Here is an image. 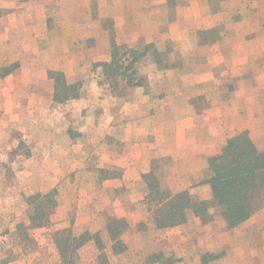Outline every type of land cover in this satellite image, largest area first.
Wrapping results in <instances>:
<instances>
[{
  "label": "rangeland",
  "instance_id": "rangeland-1",
  "mask_svg": "<svg viewBox=\"0 0 264 264\" xmlns=\"http://www.w3.org/2000/svg\"><path fill=\"white\" fill-rule=\"evenodd\" d=\"M91 1L96 8L97 0ZM83 2L84 0L79 1L81 8L84 7L81 4ZM177 3L182 11L180 16L187 21L195 16L188 15V7L197 10L195 30L181 28L187 32L189 39L199 45L219 39L223 21L230 25L242 19L255 23L253 0H242V5L237 0H158L156 11L163 13L157 12L156 15L164 22L172 21L174 15L168 14L165 10ZM77 4L73 0H0V26L5 21L17 17L14 15L16 9L27 10L32 6L45 7L48 18V29L45 32L38 30L14 32L28 37L25 39L29 43L26 46L13 45L17 38H13L11 32H3L0 29L2 43L0 97H2L1 88L10 87L14 75L17 76V71H21L23 67H25L24 72L33 70L36 74V78L34 77L36 83L29 90L25 92V84L21 86L17 94L18 102L17 90L14 88L10 90L14 103L4 100L6 104L2 105L0 102V264H118L117 257L122 254L124 261H120V264H264V195L256 199V203L263 205L254 213L255 221L243 224L251 218L249 217L232 229L226 226L217 209H213L210 216L189 215L190 219L197 217L198 221H186L172 226L173 228H159L154 221L153 212L150 207L148 208L150 204L148 182L155 186L154 190L157 189L156 185L160 190H171L170 185L174 177L167 172L163 164H158L160 158H157L151 170L154 176L147 181L144 174L140 181L148 191L144 203L149 209L151 223L141 221L136 224L134 230L126 217L118 216L123 210V203L118 202L119 198L123 196L125 201L127 194L130 193L118 168L119 160H112L115 168H101L99 171L100 178L114 179L117 182L107 185L103 192L92 189L94 180L93 174L90 173L91 165L89 166L92 155L91 142H89L92 137L91 126L89 127L86 121L80 123L75 116L77 113L82 114L91 124L92 119L88 117L93 116V113L85 109L81 111L78 107L108 106L109 100L115 97L122 103L129 85L136 82L139 84V76L142 78L143 86L148 88L151 86L150 71L180 66L177 58L188 53V46L184 47L185 49L176 48V54L172 52L171 46H168L170 49L166 54L165 51L157 50L154 44L147 47L145 45L130 47L137 59L130 57V60L128 59L124 64V67H127V76H131L129 80L133 79L132 83L127 84L122 75L125 69L121 66V62H124L128 56L124 48L129 47L123 45L125 43L114 44L112 50L110 48L112 54L113 51L116 52L118 59V62L111 66V70V67L109 69L103 64L109 61H91L89 55L90 49L96 43L95 37L91 36L100 33L102 39H105L106 32L96 33L93 27L63 28L65 16L61 14V9L75 7ZM239 12H242V18ZM214 13H217V20L214 21L217 25L209 28V21H213ZM198 27L201 28L197 29ZM235 32L233 30L228 33L234 35ZM250 32L255 34V31ZM32 43L34 45H31ZM192 49L193 47L190 48L191 51ZM12 52L16 54L15 57L20 56V58L6 57ZM165 55H174L176 59L171 61ZM131 61L135 63L129 64ZM129 65L135 73H131ZM56 72L62 75L55 74ZM45 74L51 82L45 78ZM47 81L52 86L50 99L45 94ZM8 82L10 84H7ZM91 88L94 90L93 93L88 92ZM31 93L35 94L34 103L28 101L26 97ZM8 106L13 108L51 106L46 112L43 111L48 115L47 118H50V121L55 116H58L57 120L61 119L60 125L57 126L60 127L58 134L54 138L58 136L71 138L80 145L75 152L76 158H64L63 163L62 160L60 161V166L69 169L77 160L76 170L66 171L57 176L40 174L39 167L35 165L39 160L32 158L33 148L38 141L35 138L38 134L33 137L27 135L25 131L22 132L19 123L14 119L16 111L7 109ZM27 113L28 110L20 112L21 116ZM250 114L255 118L253 124L255 133L259 141H262L261 150H264V135L261 134L264 132V119L256 117L264 115V105L255 106ZM53 128L49 124L45 126L47 132H51ZM244 131L249 133L247 129L238 133ZM39 135H42V130H39ZM118 147L116 146V149ZM206 167L207 162L204 170ZM34 170L39 173H33ZM79 172L81 174L78 177L82 178L83 184L81 181L78 182L76 175ZM59 177L60 180L53 189H47L48 185L43 184V181L54 184L56 180L54 178ZM201 179H195L193 188L185 189L195 198L209 194L206 186H200L201 188L196 186ZM75 183H77L76 187ZM87 185L89 186L85 188ZM96 195L99 197L95 198ZM124 208L131 213L130 205H125ZM62 216L64 217L61 219ZM88 216L90 217L85 219ZM113 218H124L127 223L124 220L116 222ZM172 229L173 235H168L167 232Z\"/></svg>",
  "mask_w": 264,
  "mask_h": 264
},
{
  "label": "crops",
  "instance_id": "crops-1",
  "mask_svg": "<svg viewBox=\"0 0 264 264\" xmlns=\"http://www.w3.org/2000/svg\"><path fill=\"white\" fill-rule=\"evenodd\" d=\"M73 1L78 3L75 7L61 9V14L65 16L63 28L93 27L96 33L106 32L107 35L105 39H102L100 33L91 36L96 39L95 46L89 51L91 61H110L112 54L110 48L112 50L114 44L125 43L123 45L127 47L154 44L157 50L165 51V54L170 49L168 46H171L175 54L176 48L185 49L188 46V53L177 58L180 66L150 71L151 86L148 88L143 86V83L129 85L123 97V104L115 97L109 100L108 106H75L81 111L85 109L93 113V116L88 117L92 119L91 124L86 116L78 113L75 116L80 123L86 121V124L91 126L92 137L89 142H91L92 155L89 166L91 165L90 173L93 174L94 180L92 189L103 192L107 185L117 182L114 179L100 178L99 171L101 168H115L112 160H119L120 164L117 165L130 193L127 194L125 201L123 196L119 198L118 202L123 203V210L120 209L122 211L118 216L126 217L134 230L136 224L141 221L151 223L149 209L144 203L148 191L140 181L144 174L151 172L157 158H160L158 164H163L167 172L174 177L170 185L173 191L168 190L175 194L193 188L195 179L202 178L207 157L219 153L228 139L238 132L249 130L253 142L261 150L262 141H259L255 133V125H253L255 118L250 111L255 109V106L264 105V0H253L255 23L242 19L230 25L223 21L219 39L203 45L189 39L187 32L181 28L195 30L197 10L190 9V6L188 15H195L194 18L191 17L188 21L183 19L177 3L165 10L175 16L173 20L164 22L156 15L157 12L163 13L156 11L158 0H124L123 2L97 0L94 1L97 3L96 8L91 0H84L87 4L81 3L84 5L83 8L79 5L81 0ZM237 1L242 5V0ZM241 13L239 12V15L242 18ZM214 14L213 21H209V28L216 24L214 21L217 20V13ZM14 15H17L15 19L5 21L0 26L3 32H11L12 37L17 38L13 45L29 44L25 40L27 36H20L14 32L35 30L45 32L48 29L45 7L16 9ZM233 30L236 31L234 35L228 33ZM250 31H255V34H251ZM191 47H193L192 51ZM15 56L14 52L6 55L11 59ZM165 56L171 61L176 59L174 55ZM18 58L20 56L14 59ZM24 68L17 71V76L14 75L13 83H7L11 88L8 86L1 88L2 105L6 104L4 100L13 102L11 89L17 90V95L24 84L26 92L36 83L35 72L33 70L24 72ZM45 78L48 79L46 74ZM49 82L47 93L45 91L44 93L50 99L52 86ZM156 84L157 86H153ZM92 88L88 92L93 93ZM34 95L33 93L27 95L28 101L34 103L36 101ZM224 96H227V99H222ZM17 97L18 102L19 96ZM49 107L51 106H15V108L8 106L7 109L16 111L14 119L19 123L22 132L25 131L27 135L33 137L38 134L35 138L38 141L33 148L32 158L39 160L35 165L39 167L40 174L57 176L66 171L76 170L77 160L69 169L60 166V161L62 160L63 163V159L67 157L76 158L75 152L80 145L71 138L61 136L54 138L58 134L60 127L57 126L60 125L61 119L57 120L58 116H55L50 121L48 115L43 112ZM23 110L26 112L28 110L29 113L21 116L20 112ZM256 117L264 119L263 114ZM48 124L54 127L51 132L45 130ZM39 130H42V135H39ZM261 134L264 135V132ZM81 145L83 146V143ZM116 146H119L118 149ZM33 173L39 172L34 170ZM79 174L81 173L76 175L78 182L82 179L78 177ZM54 179H56L54 184L43 181V184L48 185L47 189H53L60 177ZM85 188L83 187L84 190ZM98 197L99 195L95 196ZM118 202L116 204H119ZM125 205L131 206V213L126 211ZM198 220L197 217L193 219L189 217L187 221ZM254 221L255 214L243 224ZM173 232L172 229L167 234L173 235ZM117 259L120 264V261H124V255H118Z\"/></svg>",
  "mask_w": 264,
  "mask_h": 264
},
{
  "label": "trees",
  "instance_id": "trees-1",
  "mask_svg": "<svg viewBox=\"0 0 264 264\" xmlns=\"http://www.w3.org/2000/svg\"><path fill=\"white\" fill-rule=\"evenodd\" d=\"M124 51L128 56L124 62H121L122 69H125L122 75L128 84L132 83L133 79L129 80L131 76H127V67H124V64L128 59L130 60V57L134 60L137 57L130 47L124 48ZM116 62H118L117 54L113 51L111 61L103 64L110 69ZM134 63L129 62V64ZM131 70V73H135L133 68ZM55 74L62 75L59 72ZM138 78V83H141L142 78L140 76ZM153 176L154 173L150 172L144 177L148 181ZM148 185L149 207L157 227H172L185 223L190 214L210 216L212 210L217 209L226 226L232 229L251 217L263 205L256 203V199L264 195V150L256 146L247 131L229 138L219 153L207 159L203 177L196 186L199 188L206 186L209 194L200 198H195L189 190L173 194L168 189L160 190L157 185V189L154 190L155 186L150 185V182ZM113 219L116 222L124 220L127 223L124 218Z\"/></svg>",
  "mask_w": 264,
  "mask_h": 264
}]
</instances>
